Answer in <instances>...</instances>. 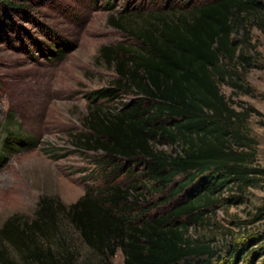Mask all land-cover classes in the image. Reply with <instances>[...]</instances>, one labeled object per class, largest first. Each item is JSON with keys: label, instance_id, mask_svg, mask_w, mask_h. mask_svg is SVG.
Masks as SVG:
<instances>
[{"label": "trees", "instance_id": "obj_1", "mask_svg": "<svg viewBox=\"0 0 264 264\" xmlns=\"http://www.w3.org/2000/svg\"><path fill=\"white\" fill-rule=\"evenodd\" d=\"M0 5L19 8L13 0H0ZM132 17L122 14L112 22L125 31L134 28L141 44L102 48L118 78L90 93L81 143L105 153L107 164L118 158L133 161L130 171L143 164L142 175L167 194L163 203L171 208L150 218L128 216L123 206L137 185L87 191L68 206L44 195L35 220L15 215L0 228V264H81L62 238L63 216L89 248L105 257L103 264H111L119 248L123 264H241L247 256V264H259L264 255V236L230 244L223 252L215 237L194 236L190 230V224L211 225L217 208L241 204L246 190L260 187L264 179L258 141L249 127L252 113H261L221 90L226 84L235 95L254 94L246 75L260 52L251 42L248 21L264 31V0H212L170 13L149 11L138 30ZM47 35L49 43L35 40L40 53L64 56L69 42L51 31ZM124 92L140 99L117 103ZM98 100L122 106L102 107ZM164 141L174 144L175 152L158 149ZM11 148L8 137L4 151ZM57 236L55 247L50 239ZM259 242L249 250V244Z\"/></svg>", "mask_w": 264, "mask_h": 264}, {"label": "rangeland", "instance_id": "obj_2", "mask_svg": "<svg viewBox=\"0 0 264 264\" xmlns=\"http://www.w3.org/2000/svg\"><path fill=\"white\" fill-rule=\"evenodd\" d=\"M13 1L19 8L0 5V228L15 215L35 220L44 195L68 206L87 191L104 193L112 186H139L137 190L131 189L123 206L128 216L136 218L143 213L144 218H150L169 210L171 204L163 203L167 194L156 191L158 185L142 175L143 164L132 171L133 161L118 158L107 164L110 158L105 153L82 145L81 136L87 131L84 118L90 93L112 85L118 78L115 65L106 61L102 48L141 44L134 28L130 32L120 29L113 24V18L133 15L138 30L149 11L170 13L179 7L190 9L212 0ZM248 28L251 42L260 52L257 65L246 75L254 94L235 95L226 84L221 85V90L231 101L252 105L261 113H252L249 127L258 141V164L264 168V31L253 20L248 21ZM50 31L69 42L64 56L46 57L35 45L37 40L51 42L47 35ZM121 96L117 103L132 104L140 99L133 92ZM97 104L122 106L105 100H98ZM8 137L12 148L4 151ZM17 137L22 139L21 144H17ZM157 147L168 153L176 149L165 141ZM121 164L124 166L118 169ZM260 184L246 190L241 204L217 208L211 225L190 224L193 235L215 237L223 252L230 250V244L244 245L262 238L264 179ZM59 226L62 238L81 264L104 263L105 257L85 244L67 217H61ZM60 238L51 237L50 241L58 247ZM257 243L249 244V250L262 244ZM124 259L119 248L110 262L123 264ZM249 261L247 256L240 263ZM263 262L264 255L257 263Z\"/></svg>", "mask_w": 264, "mask_h": 264}]
</instances>
